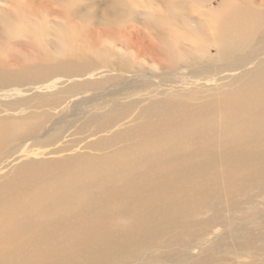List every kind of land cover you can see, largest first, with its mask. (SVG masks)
I'll list each match as a JSON object with an SVG mask.
<instances>
[{
  "label": "bare ground",
  "instance_id": "6f19581e",
  "mask_svg": "<svg viewBox=\"0 0 264 264\" xmlns=\"http://www.w3.org/2000/svg\"><path fill=\"white\" fill-rule=\"evenodd\" d=\"M137 3L101 2L102 21H154L173 75L106 93L127 56L98 67L0 0V264H264V0ZM15 38L40 54L9 64ZM185 65L200 72L171 77Z\"/></svg>",
  "mask_w": 264,
  "mask_h": 264
},
{
  "label": "rangeland",
  "instance_id": "374dc122",
  "mask_svg": "<svg viewBox=\"0 0 264 264\" xmlns=\"http://www.w3.org/2000/svg\"><path fill=\"white\" fill-rule=\"evenodd\" d=\"M105 1L108 0H85L84 4L77 7L78 10H76L75 13V8H73L74 11L70 10V7L68 9L66 7V3L62 0H7V13L10 19H14L16 17L18 18L21 16L25 19V21H31V23L29 24L30 26L27 25L28 22L25 23L26 27L31 28L28 30V33H34L33 29H38L34 31L41 32L44 37L48 39H53V37H55V33L57 32V28L59 27V25H64L66 28L68 27L69 30L71 29L69 31L67 28L69 32H75L78 34L73 37V41L75 42V44L80 46L81 51L84 54L89 55L92 61L97 62L98 67H103L105 65V62H100L103 60V58L93 56L92 52L104 54L106 58L112 59L113 61H117L119 56L121 55L127 56L131 63L129 69L130 71L132 70V72L128 74L125 79H121V82L119 81V84H112L113 86L107 88L108 91L105 90L106 93L118 92L124 89H128L134 83H136L137 81H141L144 78H151L157 75L161 76L163 75V73L173 75V72L171 73V68L167 67L166 65V59L162 55H159L160 48L157 35L160 34V32L159 28H156V25H154V21L151 22L150 20L145 19L141 14H134L130 17L125 16V23L118 26H110L109 24L102 21V18L105 17V13L104 7L101 2L104 3ZM163 1L164 0H144V3L136 4V10L139 13L148 11V13H152L156 16L167 14V11L163 7ZM218 1L219 0H216V4ZM196 10L197 9H195L194 11L195 17L191 18L193 19V21L194 18H196V20L202 21L203 19L199 17ZM84 12H90L91 17H89L88 19L86 17H83L81 13ZM185 21L183 23H173V28L177 30L176 33L179 34L180 29L183 28L180 37H186V32L190 27L187 24L189 20L187 19V21ZM193 21L192 24H195V22ZM15 22L16 19L14 20V23ZM33 25H35V28H32ZM185 25L188 28L184 27ZM39 27H42L41 29L43 31ZM172 35L174 34H171V36ZM29 42H31L29 38H15L11 41L10 53L8 56L9 64L19 62L23 56L30 57L33 54H40V47H37L35 45L30 46L29 44H27ZM184 44L186 45L189 43L186 42ZM210 52L212 54H216L215 48H211ZM199 56L200 55L198 54V59H200ZM223 62L224 60L221 56L220 59L217 60V64ZM188 65L184 66L187 68L174 71V73H178H175L176 75L174 74L175 76L171 77L176 78L177 76L181 75H185L188 77L192 74H195L196 72H200H193L192 69L188 67ZM222 69L223 68L218 67L219 72L225 71V69ZM183 72L184 74H182ZM216 73L212 74L211 76L214 75L215 79L220 78V80L216 82L213 81V85L228 82V79H225L224 77L227 72L219 74L218 72ZM206 76H208V74H206ZM203 77L204 76H202L201 78ZM159 81L165 82L163 79L159 78H156L154 80V82ZM167 84L171 85L172 83ZM29 87L30 85H26L24 88ZM185 87H187L188 89L191 88L189 85H185ZM78 138H80V136H78ZM262 218H264V214ZM252 235L255 237L254 234ZM193 252L197 254L198 250L195 248L193 249Z\"/></svg>",
  "mask_w": 264,
  "mask_h": 264
}]
</instances>
